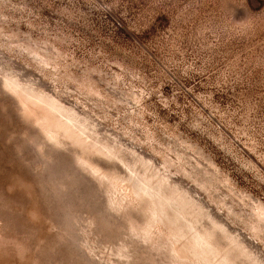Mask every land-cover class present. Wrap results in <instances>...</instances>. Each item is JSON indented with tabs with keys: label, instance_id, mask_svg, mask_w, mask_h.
I'll use <instances>...</instances> for the list:
<instances>
[{
	"label": "rangeland",
	"instance_id": "374dc122",
	"mask_svg": "<svg viewBox=\"0 0 264 264\" xmlns=\"http://www.w3.org/2000/svg\"><path fill=\"white\" fill-rule=\"evenodd\" d=\"M0 264H264V0H0Z\"/></svg>",
	"mask_w": 264,
	"mask_h": 264
}]
</instances>
